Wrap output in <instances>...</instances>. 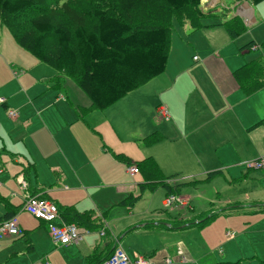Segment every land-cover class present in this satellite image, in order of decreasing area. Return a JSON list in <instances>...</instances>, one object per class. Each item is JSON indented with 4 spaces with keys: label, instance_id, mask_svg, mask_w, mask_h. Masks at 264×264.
I'll return each instance as SVG.
<instances>
[{
    "label": "rangeland",
    "instance_id": "obj_1",
    "mask_svg": "<svg viewBox=\"0 0 264 264\" xmlns=\"http://www.w3.org/2000/svg\"><path fill=\"white\" fill-rule=\"evenodd\" d=\"M54 1L45 0L46 8L49 9L52 5L56 7ZM64 1L70 2V0ZM74 1L75 7L81 11L89 8V0ZM232 1L223 0V7L231 9ZM61 2L62 0H59V5ZM255 9L256 24L247 30L243 28L238 39L234 41L229 38L222 25L223 19L220 14L204 16V19L200 21V27H193L188 17L177 18L178 15H185L184 11L172 14L168 24L170 30L166 48L168 67L164 73L156 77L155 81L151 80L152 82L142 84L137 88L138 92L128 95L124 104H119L118 108H113L116 105L114 104L100 112V115H92L97 112L95 109L86 110L83 118L77 115L66 99L56 98L55 91L48 89L47 80L58 74L23 51L16 45L6 25L0 26V97L5 100L6 95L20 93L9 100L12 106H18L22 103L24 94L37 96L38 106L45 110L49 127L52 130H58L59 126L62 130L64 129L59 140L68 144L73 152L71 161L70 152L67 149L65 157L68 156L69 161L63 163L59 159L64 157L57 155L60 152L57 146L47 141L46 138L41 136L38 138V132L31 130L24 142L22 137L20 138V145L18 143L8 144V150L2 147L3 137L0 136V162L5 167H15L13 170L16 172H22V168L31 167L29 168L30 183L49 190L54 203L58 202L62 207L71 205L77 210L88 205L100 214L104 211L105 222L112 228L123 219L127 224H133L150 216L155 218L160 211L175 210L176 207L166 209L161 204L166 192L165 188L158 187L150 192L139 185L143 183V179L145 180L142 172L130 179L125 176L124 170L130 165L128 162L134 165L150 155L156 161L154 162L157 163L162 178L167 179L168 185L170 181H179L182 180L181 178L192 176H184V173L178 170L193 167L200 161L198 156L193 162L186 163L181 154V152L184 153L185 145H189L190 140L195 139V134L183 140L176 135L174 129L171 134L167 131L169 128L166 127L170 126L168 123L166 127H158L159 119L153 107L157 104V106L168 108L167 103L175 107L181 100L184 105L189 102L190 92L186 78L178 77L175 82H171L170 79L174 63L178 61L191 63L192 56H195L198 62L205 63L203 64L205 69L222 89L230 85L238 101L248 99L247 97L255 94L258 90L245 95L235 86L233 74L230 72L228 76L226 75L230 66L243 63L251 57L252 54L240 55L237 50V44L244 40L247 33H251L257 41H260L258 49L262 50L261 61L264 62V1L256 4ZM36 13H29V16L24 14L11 22L15 27H26L29 18ZM205 24L208 26H203ZM251 50L254 49L251 48ZM8 65L25 71L26 76H21L18 72V76H14V72ZM21 78L22 81H20ZM259 79L264 80V75L259 76ZM248 101L256 104L254 99ZM137 102L140 103V108H137ZM181 104L183 105L182 102ZM191 106L197 108L198 102H192ZM238 108L242 110L241 107ZM9 109L17 112L12 107ZM257 110L263 112L264 103L259 104ZM90 115L92 118L89 121L86 118ZM9 122L6 117L1 118L2 131L9 128ZM236 126L246 130L242 126V121H238ZM258 129L264 131L263 127ZM161 130H164V133ZM19 133L23 135L22 130H19ZM198 135L203 139H210L208 133ZM150 136L152 139L148 140ZM157 136L158 139L155 138ZM59 140L57 139L61 142ZM200 147L197 152L205 161L213 159L214 162H221L224 157L233 162L228 164L229 167L209 174L201 184L206 192L191 200L192 211H187L185 218L194 220V217L210 206V200L223 201L227 196H233L239 199V202L254 201V199L264 202V168L246 173L250 170L247 169V164L255 161L256 157L244 156L241 149L234 151V147L229 149L224 145H214L213 148L210 145L209 151L204 145ZM258 151L264 152V149L260 148ZM260 158L264 166V155ZM28 163L31 165L29 166ZM53 169L59 170L58 177L55 176ZM180 183L178 186L182 190L185 185L195 182L190 180ZM0 184L3 185L2 182ZM19 193L21 190L17 185L16 189L11 191V196L18 197ZM10 218H15V216L8 219ZM229 221L249 222L250 225L255 226L253 229L264 230V213L232 217L216 216L210 220L215 223V226H221ZM64 224L73 225L78 229L74 224ZM228 233L232 235L231 231ZM177 234H184V232Z\"/></svg>",
    "mask_w": 264,
    "mask_h": 264
},
{
    "label": "crops",
    "instance_id": "obj_2",
    "mask_svg": "<svg viewBox=\"0 0 264 264\" xmlns=\"http://www.w3.org/2000/svg\"><path fill=\"white\" fill-rule=\"evenodd\" d=\"M222 3L223 0H202L199 10L202 11L204 16L220 14L223 19L222 24L236 18L246 30L256 24L255 4L246 0L242 2L233 0L230 3L232 5L230 9L223 7ZM203 26L206 27L208 25L205 24ZM259 42L254 35L247 33L244 40L237 44V50L240 55H252L247 61L230 66L226 72L227 76L230 72L234 76V73L238 72L241 67L257 61L260 63L259 66L264 67V62L261 61L262 50L258 49ZM248 44H253L254 50L245 48ZM192 59L191 63L175 62L172 67V78L170 79L171 82H175L178 77L186 78L190 92L189 102L184 105L181 100L183 105L178 102L175 107L167 103L169 107H165L168 110V119H159L157 123L158 127L170 125L166 127L167 129L169 128L167 131L171 134L174 129L176 135L183 140H187L189 136L195 134V139L190 140L189 145H185L184 153L181 152V154L184 156L183 159L186 163L193 162L198 156L200 161L193 167L178 170L184 173V176H192L181 178L182 180L179 181H170L169 185L166 182L168 186H177L181 184L180 182L186 183V181L190 180L196 182L185 185L182 190L177 192V196L184 199L185 206L182 208L176 207L175 210L170 212L166 210L160 211L155 218L150 216L133 224H127L125 219H123L112 228L105 222L104 211L100 214V212L96 209H91L88 205L77 210L71 205L62 207L58 202L54 203L51 200L49 190L30 183L29 168L31 167L22 168V172H16L13 170L15 167L8 166V168L0 162V169L2 170L0 182L3 183V185L0 184V223L4 219L3 217L15 216L20 229L19 235L16 237H0V264H101L106 258L108 259L116 247H119L126 254L131 264H134L138 258H142L146 264H264V230L253 229L255 226L250 225L249 222L229 221L221 226H215V223L210 222L216 216L232 217L235 215L244 216L264 213V202H258L259 199L239 202V199L227 196L223 201L210 200V206L194 217V220L185 218V213L192 211L190 207L191 200L197 195L206 192L201 187V184L208 178L209 174L216 171L219 172L220 169L229 167L228 164L233 162L224 157L221 162H214L213 159L205 161L197 152L201 148L200 145H204L208 151L210 150V145L212 148L214 145H224L229 149L234 147V151L241 149L244 156L256 157L255 160L262 159L260 157L264 155V152L258 150L260 148L264 149V131L258 128H264V111L259 112L257 106L264 103V80L259 79V76H263L264 72L262 74H260L261 71L258 72L254 80L255 83L251 81L245 83L244 86L247 88L257 87V82L261 81L260 83H262L249 94L244 93V88L233 77L235 86L245 95H250L258 90L255 94L247 97L248 99L238 101L237 96L234 97V92H232L230 85L222 89L219 86L220 84L205 69L203 65L205 63L198 62L195 56H192ZM164 67L165 69L168 67L167 61ZM9 68L14 72V76H18L17 72L21 76H26L25 71L20 70V68L17 70L11 65ZM156 77L152 81H155ZM20 81H22V78ZM47 87L55 91L56 98L66 99L80 118L84 117L86 110L95 109L88 98L69 78L55 75L47 80ZM135 92H138L137 89L124 96V99L121 98L123 99L122 101H120L121 99L117 101L116 105L113 104V108H118L119 104H124L127 96ZM18 94L6 95L5 104L0 106V120L6 117L10 121V126L6 131H2L0 126V136L3 137L1 139L2 147L8 150V144L10 143H18L20 145V138L22 137L21 139L24 142L28 132L35 130L38 132V138L40 136L46 138L47 141L57 146V150L60 151L57 155L64 157L60 158V161L63 163L69 161L68 156L65 157L67 149L70 152L69 158L72 161L73 152L69 145L59 140V136L64 132V129L62 130L59 126L58 130H52L49 127L45 110L38 106L37 96L24 94L25 97H23L22 103L18 106H12L9 100ZM249 99H254L256 104L249 102ZM195 101L198 102L197 108L191 106V103ZM137 105V108H140L139 102H137ZM158 106L156 104L153 110L155 109L156 111ZM9 107L17 111L15 120L10 119L7 115L8 111H11ZM238 107H241L242 110H239ZM95 110L97 112L92 115H100V112H103V110ZM172 110L173 112H171ZM92 115L86 119L90 121ZM238 121H242V126L246 130L236 126ZM19 130H22L23 135L19 133ZM161 131L164 133V130ZM199 133H208L210 139L199 137ZM156 138L158 139V136ZM57 139L61 142H58ZM71 144L73 145L72 142ZM233 154L235 155V153ZM146 158L153 159L149 155L142 160ZM128 164L130 165L124 170L125 176L132 179L141 173L137 168L138 173L130 176L128 168L137 166L135 164L131 165L133 164L131 162H128ZM28 165L30 166L31 164L28 163ZM214 169L216 170L214 171ZM251 171L247 170L246 173ZM53 172L58 177L59 170L53 169ZM162 179L167 181L166 178ZM17 185L21 193L18 194V197H12L11 191L15 190ZM139 185L150 192L162 187L151 186L146 179H143V183ZM166 193L167 190L162 199V205L164 198L167 196ZM26 195H35L53 203L58 209V222L61 224L66 223L61 215L63 209L71 208L72 211L78 213L90 212L94 223L93 228L87 230L77 225L80 231V240L76 244L66 247H56L51 243L48 236V224L32 218L21 210L24 196ZM211 215H213V218L208 222L200 226L197 225L204 218ZM230 231L233 236L228 233ZM179 232H184V234H177ZM182 257L184 258L183 260Z\"/></svg>",
    "mask_w": 264,
    "mask_h": 264
},
{
    "label": "trees",
    "instance_id": "obj_3",
    "mask_svg": "<svg viewBox=\"0 0 264 264\" xmlns=\"http://www.w3.org/2000/svg\"><path fill=\"white\" fill-rule=\"evenodd\" d=\"M201 1L89 0V8L81 11L74 0H62L60 5L55 0L56 7L52 5L49 9L45 0H0V26L6 25L16 45L37 61L71 79L95 109L104 110L164 72L170 16L184 11L185 15L177 18L188 17L193 27H200L204 19L199 10ZM247 1L256 5L264 0ZM34 12L37 13L29 18L26 27H15L11 22ZM222 25L231 40L244 28L236 18ZM253 47L248 44L245 48ZM259 64V61L246 64L234 73L245 94L262 84L244 86L254 82L258 72H264ZM151 139L150 136L148 140ZM135 165L151 186L164 187L167 195H177L181 190L178 185L167 188L153 159L146 158ZM61 212L66 223L87 230L93 228L90 212L78 213L71 208ZM6 217L2 221L8 220ZM211 218L213 215L197 225Z\"/></svg>",
    "mask_w": 264,
    "mask_h": 264
},
{
    "label": "built area",
    "instance_id": "obj_4",
    "mask_svg": "<svg viewBox=\"0 0 264 264\" xmlns=\"http://www.w3.org/2000/svg\"><path fill=\"white\" fill-rule=\"evenodd\" d=\"M5 101L0 97V106L4 105ZM156 115L160 120L168 119V110L165 106H158L156 108ZM8 117L12 120L17 118V112L8 111ZM263 163L260 161H252L247 164V169L261 170L263 169ZM2 170L0 169V174ZM128 173L135 175L138 173V169L135 166L128 168ZM164 208L170 209L174 207L182 208L185 206V201L182 197L168 194L164 200ZM21 209L25 211L32 218L42 221L48 224V236L51 243L56 247H66L71 244H76L80 240V231L73 225H65L58 222L59 212L57 207L49 200L43 199L35 195L24 196V201ZM19 223L16 218H10L0 223V237H16L19 235ZM184 258L182 257V260ZM167 262H169L167 260ZM101 264H131L126 254L116 247L113 253ZM134 264H146L142 258H138Z\"/></svg>",
    "mask_w": 264,
    "mask_h": 264
},
{
    "label": "water",
    "instance_id": "obj_5",
    "mask_svg": "<svg viewBox=\"0 0 264 264\" xmlns=\"http://www.w3.org/2000/svg\"><path fill=\"white\" fill-rule=\"evenodd\" d=\"M247 1V0H246Z\"/></svg>",
    "mask_w": 264,
    "mask_h": 264
}]
</instances>
